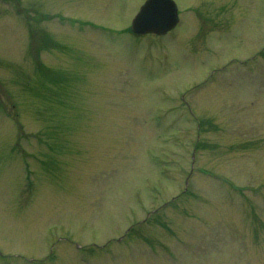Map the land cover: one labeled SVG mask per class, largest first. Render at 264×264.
<instances>
[{
    "label": "rangeland",
    "instance_id": "374dc122",
    "mask_svg": "<svg viewBox=\"0 0 264 264\" xmlns=\"http://www.w3.org/2000/svg\"><path fill=\"white\" fill-rule=\"evenodd\" d=\"M0 0V264H264V0Z\"/></svg>",
    "mask_w": 264,
    "mask_h": 264
},
{
    "label": "water",
    "instance_id": "95a60500",
    "mask_svg": "<svg viewBox=\"0 0 264 264\" xmlns=\"http://www.w3.org/2000/svg\"><path fill=\"white\" fill-rule=\"evenodd\" d=\"M178 9L173 0H147L132 22L136 34L164 35L178 24Z\"/></svg>",
    "mask_w": 264,
    "mask_h": 264
}]
</instances>
